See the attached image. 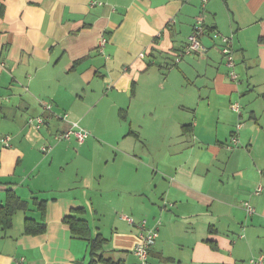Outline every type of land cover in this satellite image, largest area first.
Instances as JSON below:
<instances>
[{
  "label": "crops",
  "instance_id": "0c3cea01",
  "mask_svg": "<svg viewBox=\"0 0 264 264\" xmlns=\"http://www.w3.org/2000/svg\"><path fill=\"white\" fill-rule=\"evenodd\" d=\"M202 13L204 54L176 63ZM70 121L82 143L55 141ZM9 194L25 207L0 217V264H138L142 221L147 264H264V0H0L1 208Z\"/></svg>",
  "mask_w": 264,
  "mask_h": 264
},
{
  "label": "built area",
  "instance_id": "2783aa9c",
  "mask_svg": "<svg viewBox=\"0 0 264 264\" xmlns=\"http://www.w3.org/2000/svg\"><path fill=\"white\" fill-rule=\"evenodd\" d=\"M203 6L206 3V0H202ZM98 4L101 5V3L97 2H91V5ZM205 34V26H204V14L202 13L198 18H196L192 32L187 38V42L184 45L183 49L179 51L178 54H176L175 62H180L181 59L186 55H203L205 52L204 46L201 44L200 39ZM214 39H218L220 42V52L223 57L224 65L227 69V77L230 81L237 82L238 81V75L235 70V59H234V51L232 48V40L231 37L226 36H220L218 33H214L212 35ZM107 40L105 37H102L97 45L98 52L102 53L103 48L106 44ZM142 56V55H141ZM231 110L240 115V106L237 103H233L230 106ZM43 109L46 112L51 113V105H45ZM57 118L66 121L67 122V114L58 115ZM27 124L31 127H33L36 130L41 129L45 123L46 120L43 117H30L27 119ZM68 126V129L55 134L54 139L55 141H62V140H68L71 136H73L78 143H82L86 137L88 136L87 131L79 127L78 123L70 121ZM240 125H237L236 129H239ZM8 138L5 140L7 141ZM232 143H237V137L234 135L232 137ZM229 148V147H228ZM51 148L49 146L47 147H41V151H49ZM262 189L260 187H257V189L254 191V194H259ZM243 207L247 213V215H251L254 213L253 207L248 203H243ZM129 223H133L132 219L127 217L126 218ZM138 228V242L135 245L133 249V255L136 258V261L138 264H147L148 254L150 247L154 244L155 240L158 237V229L152 228L147 229L145 225V221L140 222L137 225ZM250 264H262L263 257L259 256L257 258H252L250 261Z\"/></svg>",
  "mask_w": 264,
  "mask_h": 264
},
{
  "label": "trees",
  "instance_id": "16d2710c",
  "mask_svg": "<svg viewBox=\"0 0 264 264\" xmlns=\"http://www.w3.org/2000/svg\"><path fill=\"white\" fill-rule=\"evenodd\" d=\"M8 204L3 208L0 207V217L4 219V222L6 225H10L12 214L18 210V209H23L25 207V204L18 200L14 195L9 194L8 196ZM1 219V218H0ZM67 222L70 224H75L77 222V219L74 217L69 216L67 218ZM81 222V221H79ZM32 222L30 220L25 221V231L28 234H33L35 231L31 229Z\"/></svg>",
  "mask_w": 264,
  "mask_h": 264
},
{
  "label": "rangeland",
  "instance_id": "374dc122",
  "mask_svg": "<svg viewBox=\"0 0 264 264\" xmlns=\"http://www.w3.org/2000/svg\"><path fill=\"white\" fill-rule=\"evenodd\" d=\"M82 129H84V128H82ZM90 138H95L96 141H98L99 143H102V145H104L106 147L108 143L113 142L115 137L111 136V135H106L105 133L103 135H101V132H100V133H97V135H90ZM96 157H97V160L102 159V156L99 154H97Z\"/></svg>",
  "mask_w": 264,
  "mask_h": 264
}]
</instances>
